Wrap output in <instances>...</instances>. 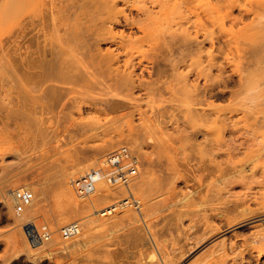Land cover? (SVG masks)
Here are the masks:
<instances>
[{
    "label": "rangeland",
    "instance_id": "1",
    "mask_svg": "<svg viewBox=\"0 0 264 264\" xmlns=\"http://www.w3.org/2000/svg\"><path fill=\"white\" fill-rule=\"evenodd\" d=\"M183 1L55 0L38 12L29 9L22 27L10 21L0 25V51L5 53L0 59V264H147L153 237L163 248L157 252L169 254L195 231L189 228L196 213L182 221L175 220L178 213H190L205 201L211 221L219 224L225 207L243 202L254 207L264 197V56L258 45L264 0ZM104 2L120 12L117 21L104 24L111 35L95 34L96 25L102 26L97 10ZM55 27L61 34L53 33ZM75 32L99 61L111 55L118 59L102 67L90 64L98 75L56 97L41 99L29 81H14L11 69L19 55L22 61L37 43L43 46L57 35L68 38ZM144 34L149 45L138 41ZM183 35L198 47L179 59L176 45H182ZM171 46L175 54H169L170 63L163 57ZM123 79L121 88L116 80ZM194 84L212 87L218 97L192 106ZM114 98L122 102L115 110L110 104ZM199 107L206 116L193 115ZM197 130L194 139H186ZM121 146L141 159L131 186L139 207L123 203L125 187L104 180L97 189L116 188L113 202L79 199L71 179L98 168ZM145 179L149 190L143 192L136 185ZM63 183L76 204L68 205L62 197ZM218 187L223 188L220 194ZM21 188L34 192L30 217L53 231V240L44 247L27 239L14 211L12 195ZM108 207L118 213L101 216ZM255 221L231 227L227 239L254 247L261 235ZM72 222L80 224L81 233L63 240L60 229ZM196 228L201 230L202 224L197 222ZM247 259L264 264V253Z\"/></svg>",
    "mask_w": 264,
    "mask_h": 264
},
{
    "label": "bare ground",
    "instance_id": "2",
    "mask_svg": "<svg viewBox=\"0 0 264 264\" xmlns=\"http://www.w3.org/2000/svg\"><path fill=\"white\" fill-rule=\"evenodd\" d=\"M54 1L55 0H0V25L6 21H10L11 24H17L20 27H22L23 26V20L26 17V15L28 14L27 11L29 9H32L34 12H38V11H40V9L44 5H46V4L52 5L54 3ZM89 1H90V3H92L93 0H89ZM182 1L180 0V2H182ZM184 2L185 1H183V3ZM98 5H100L99 2L93 4L91 7L95 9L98 7ZM178 5H179V3H178ZM101 8H102L101 10H97V16H100L102 18V20L100 21L102 23V26L99 27L98 25H96L95 34H97V31L101 30V31H103L102 34H110L111 35V34H113L112 30L105 28L104 24L109 23V22L113 23V21H117V18H118V15H120V12L114 11L115 6L113 7L112 5H109L108 2L102 3ZM125 20L127 21L126 22L127 25H131L133 23L132 21L130 22V19H128L127 17ZM138 23H139V21H138ZM261 23H262L261 24L262 26H260V28H261L260 33L261 34H260V39L258 38L259 39L258 45H259L260 53L264 56V20H262ZM139 28H142V27H139ZM53 33L54 34H61V29L58 27H55L53 30ZM66 34H69V33H66ZM77 34L78 33L75 32V34H71L70 37H68V38H62V37H60V35H57L56 39H53L50 43H47L43 46L41 45V43H37L38 44L37 49L34 52L30 53V55L27 56V58L22 59V61H20L21 55H19L20 58L18 57L16 59V61L13 62L14 64L12 65L13 67L11 69L14 73L12 75L14 77V81L16 83L17 82H23V80H25L27 82L29 81V83L32 85L33 93H35L41 99L47 97V95H51L52 97H56L60 92L66 91L68 86H71L75 83H79L82 81H87V80L93 79L96 75H98L95 70L94 71L90 70L91 66L95 65V66L102 67L103 62H106V64H108V63L113 62V61L118 59V58H115L114 55H111L110 57H108V59L101 58V60L102 59L103 60L99 61L97 59L99 57H95L98 54L97 53L95 54L92 52L93 47L91 48L92 51L88 48H87L88 49L87 50L85 48V46H87L86 42H85L86 40H82L81 36L77 35ZM182 34H192V33L190 31H184V33H182ZM147 35L148 34H144V37L139 38L138 41H140L141 43H147L149 45L150 41L147 40ZM111 37L116 38L115 36H111ZM117 38H118V36H117ZM122 38L123 37H121V39ZM188 38H189V35L183 37V39H182L183 48H181V46H182L181 44L178 46L176 45V47H177L176 51L178 52L180 49V51L178 52L179 53L178 55L180 56V57H178L179 59H184L186 56L193 53L192 51L194 50V47H198V44H196V42L192 41L191 38H189V39ZM163 40H164V38L162 39V41ZM123 41H124V39H123ZM173 43H176V42H173ZM121 44L123 46L124 43H121ZM171 45H172V43H171ZM168 46H169V44H168ZM176 47L174 45V48H176ZM169 49L167 47L168 51H167V54L165 55V57H163V60L171 63L173 61L170 60L171 58L169 56H172L173 54H175V51H174V53L172 51L175 49H173V47L170 50ZM83 50H85V51H83ZM163 50H165V49H163ZM163 50H159V52L162 55H163V53L166 52V51L163 52ZM197 51H198L197 53L202 52L201 48L200 49L198 48ZM170 53L172 55H169ZM0 54H1L0 59H4L5 53L3 52L2 48H1ZM2 55H3V57H2ZM99 55H101V54H99ZM102 56L103 55H101V57ZM104 56H106V55H104ZM5 60H7V59H5ZM90 64H91V66H90ZM161 69H163V67H161ZM159 71H160V69H159ZM128 77H126V78H128ZM130 77H131V75H130ZM125 79H123L120 82H118L119 80H116V84L119 83L120 84L119 87H121V88H123V86L125 87V85H126ZM210 86H214V84H212ZM192 87H193V94L191 96L193 97V99L191 100V103H192V106H194V107H197V106L204 104L209 99V97L211 95H213V92H214L213 88L212 87L208 88L207 85H204L202 87L199 84H194V85H192ZM213 96H217V94H215ZM104 100L108 102V99H104ZM110 104H112V109L115 110V109L121 107L122 102L120 100L114 98V100ZM193 115H195L197 118L204 117V116H206L205 109H203L201 107L195 108ZM197 134H199V130H197L196 132H193V133L189 132L188 135L186 136V139L187 140L194 139ZM99 167H101V166H98V168ZM93 169H97V168H93ZM93 169H91V170H93ZM91 170H89L88 172H90ZM102 170H104V169H102ZM73 180L74 179L72 178L70 181L71 188H72L71 183ZM101 180L106 181L103 175L101 176L98 183ZM98 183H97V185H98ZM66 184H67V182H66ZM66 184H64V183L62 184L63 185L62 197L66 200V203L68 205H74L77 203V200H75L74 196H73L75 193L72 194V191L70 189H68ZM108 184H110V183H108ZM113 186L118 188L117 185H113ZM120 187H123V186H120ZM133 187H135V186H133ZM136 187H138L139 189H141L144 192L148 188V181L145 179L138 186L136 185ZM26 188H28V187H26ZM115 189L116 188H114L112 186H109V187L105 186L101 189H96V191L88 198L96 197L95 203H98L102 200L106 201V203L108 202L107 200L113 202V199L116 198V193L114 192ZM136 190H137V188H136ZM147 190H149V189H147ZM222 190H223V188L218 187V189H217L218 194H220ZM127 192L129 194L132 191L127 190ZM12 198H13V195H12ZM78 198L84 199V200L87 199V198H81V197H78ZM214 199H216V198H214ZM35 201L36 200L34 199L33 202H35ZM123 201H125V199H123ZM123 203L128 204V206H130V207L132 204L130 201L123 202ZM10 204H11V201H10ZM35 204L33 203L31 206L35 207L36 206ZM206 204L207 203L205 201H201V202L197 203L196 209L190 210V213L187 210H185L187 213L186 212H180L178 210L180 213H178L177 215L175 214L176 216H174V217H176L175 220H178V221H182L183 218L187 214H189V215L194 214L195 215V213H196V215L193 216L194 218L191 219V223L193 225L189 228L190 230H195V231L187 237V242H185V244L183 243L178 248H174V247L172 249L170 248L172 250V253H169V254L167 252L165 253L163 250H160L161 253L157 252L158 248L160 247V244L158 243V241H156L157 237L156 238L153 237L154 243H155L154 245H156L157 248H155L154 245L153 246L151 245V251L149 252V256H148L149 262L147 264H185L184 261H186L188 258H191V256H196V257H194V259H191L192 261L190 264H251V263H249L247 256L252 257L254 252H257L258 256H260L264 253V214H261L262 212H264V197H262L261 200L257 201L255 203L254 207L251 204H248L247 202L234 203L232 206L225 207L223 209V211L219 212V214L222 217H224L225 220H222L219 224H214L211 221V218H212L211 215L212 214L211 215L209 214L208 208L205 207ZM113 205H114V203L111 204V207H113ZM193 206H194V204L189 205V208H188V205H185L184 208L187 207L188 209H190ZM105 210L106 209H104L103 211H105ZM107 210H108L107 213H100V215L104 216V215H108V214L118 213V208H115V209L113 208L110 210V207H108ZM121 210H124V209H121ZM217 210H219V208ZM217 210H215L214 208L211 209V211H217ZM114 211H117V212H114ZM259 214H261V216L255 217L256 215H259ZM135 216H133V217H135ZM18 217L20 219V223H21L23 229H25V231H26L25 234L27 236V239L30 241V239L28 237V233L33 228H35V227L38 228L39 225L37 224L35 219H32L30 217L29 212H28V208L26 209V211L24 213L18 215ZM107 219H109V218H107ZM121 219H123V218H121ZM252 220H256L255 222L259 223V227L261 230L260 231L261 232L260 239L254 241V245H255L254 247H252L250 245L252 247L251 248L249 246V244H246L247 242L240 244V243H237L235 241H232V239L231 240L227 239V234H228L227 231L231 227H233V226L243 227V226L252 224V222H251ZM97 221H99V219L93 220L91 223L93 224ZM103 222L104 221H102L101 223H103ZM197 222L202 224L201 230L196 228ZM76 237H74V238H76ZM219 238H222V239L219 240ZM52 240H53V238L50 241H52ZM69 240H71V239H69ZM50 241L43 242V247L46 246V244L49 243ZM30 242H32V241H30ZM33 243H36V242H33ZM160 248L163 249L162 247H160ZM162 251H163V253H162Z\"/></svg>",
    "mask_w": 264,
    "mask_h": 264
},
{
    "label": "built area",
    "instance_id": "3",
    "mask_svg": "<svg viewBox=\"0 0 264 264\" xmlns=\"http://www.w3.org/2000/svg\"><path fill=\"white\" fill-rule=\"evenodd\" d=\"M141 159L133 153L129 147L121 146L109 152L102 160L101 167L87 172L83 176L72 181L74 193L81 198L90 197L97 189V183L103 175L111 185L123 186L126 190L132 191L131 186L140 174ZM104 169V170H102ZM34 192L21 188L13 192L14 211L20 215L29 208L34 201ZM130 201L131 206L139 207L140 202L136 200L133 192L123 202ZM104 213H107L105 211ZM81 233V226L78 222H72L60 229V237L69 240ZM53 231L48 224L33 228L28 237L30 241L40 243L52 239Z\"/></svg>",
    "mask_w": 264,
    "mask_h": 264
}]
</instances>
